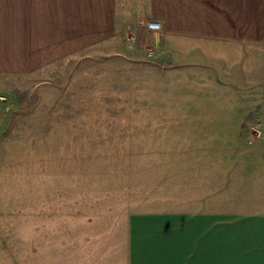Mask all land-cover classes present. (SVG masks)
<instances>
[{
	"label": "rangeland",
	"instance_id": "374dc122",
	"mask_svg": "<svg viewBox=\"0 0 264 264\" xmlns=\"http://www.w3.org/2000/svg\"><path fill=\"white\" fill-rule=\"evenodd\" d=\"M106 1L107 14L103 0H79L77 60L60 65L75 69L0 78V261L12 262L0 264L100 238L96 227L112 229L133 212L196 211L200 183L232 173L230 164L185 167V115L264 110L261 84L239 86L245 69L223 73L220 83L205 67L143 61L136 47L146 12L138 0ZM261 65L264 50L253 69L264 83ZM241 129L245 146L264 139L261 130ZM215 136L221 145L235 140Z\"/></svg>",
	"mask_w": 264,
	"mask_h": 264
},
{
	"label": "crops",
	"instance_id": "0c3cea01",
	"mask_svg": "<svg viewBox=\"0 0 264 264\" xmlns=\"http://www.w3.org/2000/svg\"><path fill=\"white\" fill-rule=\"evenodd\" d=\"M78 5L79 0H0V78L75 69L76 64L60 65L77 60L72 42L77 40ZM138 5L146 12L145 23L161 25L151 36L159 49L158 65L149 63L172 70L198 65L213 70L220 83L227 80L223 73L245 69L248 78L239 86L264 88L253 75L255 53L264 50V0H138ZM102 7L107 14L108 1ZM55 63L59 66L49 68ZM243 124L264 135V110L185 115V167L230 164L232 173L230 179L198 185L192 197L199 201L196 211L133 212L112 229L96 227L100 238L65 240L58 254L24 256L21 263L264 264V139L249 147L238 142ZM189 135L196 136L195 142L186 139ZM215 135L235 140L221 145Z\"/></svg>",
	"mask_w": 264,
	"mask_h": 264
},
{
	"label": "built area",
	"instance_id": "2783aa9c",
	"mask_svg": "<svg viewBox=\"0 0 264 264\" xmlns=\"http://www.w3.org/2000/svg\"><path fill=\"white\" fill-rule=\"evenodd\" d=\"M161 31V25L157 21H147L142 31V37L138 41L136 53L143 60L151 63L156 60V53L159 51L158 46H155L152 35L158 34Z\"/></svg>",
	"mask_w": 264,
	"mask_h": 264
}]
</instances>
